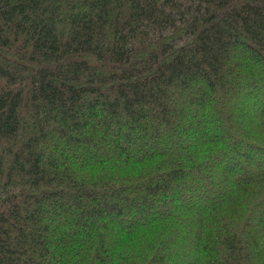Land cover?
Listing matches in <instances>:
<instances>
[{"label": "trees", "instance_id": "1", "mask_svg": "<svg viewBox=\"0 0 264 264\" xmlns=\"http://www.w3.org/2000/svg\"><path fill=\"white\" fill-rule=\"evenodd\" d=\"M0 264H264V0H0Z\"/></svg>", "mask_w": 264, "mask_h": 264}]
</instances>
